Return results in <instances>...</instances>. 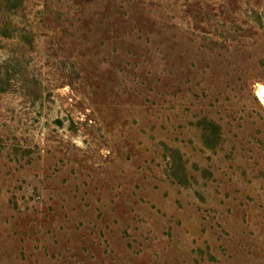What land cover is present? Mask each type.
<instances>
[{
  "label": "rangeland",
  "instance_id": "1",
  "mask_svg": "<svg viewBox=\"0 0 264 264\" xmlns=\"http://www.w3.org/2000/svg\"><path fill=\"white\" fill-rule=\"evenodd\" d=\"M260 86L264 0H0V264H264Z\"/></svg>",
  "mask_w": 264,
  "mask_h": 264
},
{
  "label": "bare ground",
  "instance_id": "2",
  "mask_svg": "<svg viewBox=\"0 0 264 264\" xmlns=\"http://www.w3.org/2000/svg\"><path fill=\"white\" fill-rule=\"evenodd\" d=\"M257 96L259 100L262 102L264 105V86H260L257 90Z\"/></svg>",
  "mask_w": 264,
  "mask_h": 264
},
{
  "label": "trees",
  "instance_id": "3",
  "mask_svg": "<svg viewBox=\"0 0 264 264\" xmlns=\"http://www.w3.org/2000/svg\"><path fill=\"white\" fill-rule=\"evenodd\" d=\"M208 124H209L208 127H210V129L213 130L211 135L216 136L218 138V127L214 125L212 122Z\"/></svg>",
  "mask_w": 264,
  "mask_h": 264
}]
</instances>
